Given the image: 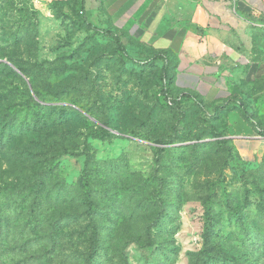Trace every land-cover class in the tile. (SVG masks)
I'll return each instance as SVG.
<instances>
[{"label": "rangeland", "instance_id": "obj_1", "mask_svg": "<svg viewBox=\"0 0 264 264\" xmlns=\"http://www.w3.org/2000/svg\"><path fill=\"white\" fill-rule=\"evenodd\" d=\"M84 18L0 0V264H264V114L170 102Z\"/></svg>", "mask_w": 264, "mask_h": 264}, {"label": "crops", "instance_id": "obj_2", "mask_svg": "<svg viewBox=\"0 0 264 264\" xmlns=\"http://www.w3.org/2000/svg\"><path fill=\"white\" fill-rule=\"evenodd\" d=\"M85 10L119 34L128 51H169L176 94H196L211 106L229 103L255 132L240 108L264 114V0H85ZM252 138L233 145L247 154L249 143L259 141Z\"/></svg>", "mask_w": 264, "mask_h": 264}, {"label": "trees", "instance_id": "obj_3", "mask_svg": "<svg viewBox=\"0 0 264 264\" xmlns=\"http://www.w3.org/2000/svg\"><path fill=\"white\" fill-rule=\"evenodd\" d=\"M83 6L85 7V0H83ZM20 21V20H19ZM84 23L90 28L93 29L95 31H97L98 33H103L104 35L108 36L109 38H111L114 43L116 44L117 48L124 54V55H129L128 54V50L126 47L125 42L123 41V39L121 38V36L119 34H117L115 31H113L110 28H104L101 27L97 24H95L94 22L88 20L87 18L83 19ZM11 39L13 41H18L19 36L15 35V34H11ZM1 44H0V51L1 49ZM0 57H3V55L0 52ZM150 62L152 63H160L161 67H162V77H163V81L166 85V87H163L164 90V94L165 97L173 103H179L180 100L184 97L190 98L192 100H194L200 107H202V105L207 104L209 106H211L209 103L205 102L203 99H201L198 95L190 93V92H183L181 94H176L173 90V81H174V68H175V59L172 56V54L167 51V50H161V51H157L155 53H152L151 56L148 58ZM11 61L13 63L16 64V60H14V58L11 59ZM18 65V64H17ZM19 69L25 73L26 75H28V73H26L25 69L18 65ZM17 74V73H15ZM38 104H40L38 102ZM215 107V106H214ZM222 109H226V110H233V106H231L229 103H226L224 105L221 106ZM240 111L242 113V116L250 123H252L255 128L257 127L254 123V120L252 119L251 114L248 112V110L246 109V107L241 106ZM22 121L16 120V122L14 123V125H12L13 127L11 128V132H9L10 134V138H13V135L15 134V132L17 131L18 126H20L19 131H22L23 129V125L21 124ZM258 129V127H257ZM0 138H1V134H0Z\"/></svg>", "mask_w": 264, "mask_h": 264}]
</instances>
